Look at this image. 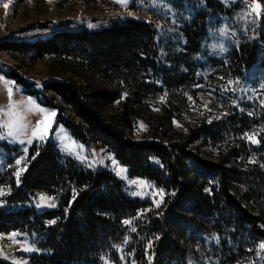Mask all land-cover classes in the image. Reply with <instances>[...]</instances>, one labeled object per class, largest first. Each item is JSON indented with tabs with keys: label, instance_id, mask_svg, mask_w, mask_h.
<instances>
[{
	"label": "rangeland",
	"instance_id": "rangeland-1",
	"mask_svg": "<svg viewBox=\"0 0 264 264\" xmlns=\"http://www.w3.org/2000/svg\"><path fill=\"white\" fill-rule=\"evenodd\" d=\"M130 1L0 0V67L61 109L40 105L0 74V142L18 152H0V264L52 256L56 264H264V207L225 188L236 162L254 165L264 180V121L256 117L264 111L262 2L220 0L236 5L238 16L204 46L205 56L220 59L237 31L238 41L258 43L249 74L256 85L237 106L223 104L209 86L169 87L145 73L115 71L145 41L123 28L128 20L157 25L167 51L180 49L174 30H162ZM52 38L55 52L26 47ZM59 112L87 130L88 148L57 123ZM199 124L213 137L188 145ZM181 148L192 165L181 166ZM58 157L82 166L69 194L60 192ZM115 178L128 188L118 199L109 194ZM165 218L175 226L192 221L202 233L181 239L178 252L161 242ZM39 237H48L50 250L34 242Z\"/></svg>",
	"mask_w": 264,
	"mask_h": 264
},
{
	"label": "trees",
	"instance_id": "trees-1",
	"mask_svg": "<svg viewBox=\"0 0 264 264\" xmlns=\"http://www.w3.org/2000/svg\"><path fill=\"white\" fill-rule=\"evenodd\" d=\"M260 1L264 6V0ZM130 5L144 9L156 16L162 30H174L178 35L180 49L172 53L167 51L163 39L159 35L157 25L128 20L123 24V28L129 32L136 31L145 35V41L140 46L138 54L131 60L119 65L115 71L129 72L128 75L131 77L141 76L145 73V76L162 81L163 84L169 87L183 83L209 86L214 94L221 99L222 103L227 105L236 104L238 106L242 99H248L251 96L249 87L255 86L256 83L249 74L251 69L258 63L261 55L258 43L255 40L244 41L242 39L238 41L237 31L234 33L235 42L227 38V41L231 43V47L222 58L217 59L211 55H204V46L210 36H216L218 33L221 36L224 34L221 30H231L233 28L238 16L236 5L226 6L220 0H131ZM26 47L29 51L37 50L44 53L58 50L54 38L34 45L27 44ZM100 71L103 73L108 72V70L101 67ZM0 74L6 79L15 80L17 84L23 87V93L35 98L40 105L47 109L61 110L60 107L54 105L41 93L32 89L28 83L19 80L15 74L5 71L1 67ZM226 80L229 81L228 86L224 85ZM261 82L262 87L260 90L264 93V78L261 79ZM113 94V92H108L104 95L109 98ZM256 117L260 121H264V111L258 112ZM57 123L61 124L77 142L86 148L90 146L87 130L82 125L62 117L61 112H59ZM96 130L107 137L112 136L107 129L102 127H97ZM212 137L210 131L204 125L199 124L190 131L187 144L194 145L199 141H206ZM179 151L182 159H185V161H182L181 166H186V161L190 165L194 163L193 156L186 152L185 148H181ZM0 152L6 157L18 155L16 148L2 142H0ZM176 162H179L178 158H176ZM81 170L82 166L75 159L58 157L61 193L69 194L71 188L77 185V176ZM226 176L227 187L224 186L228 191H234L240 195L244 193L245 197L241 196L245 198L246 203H255L258 206L256 207L257 210H262L264 207V180L254 165L238 166L236 162L226 170ZM115 182L116 184L109 190L112 199L123 197L128 189L123 181L115 178ZM160 226L166 235L161 242L164 244L168 241L178 252L181 250V239L187 237L190 232L196 236L202 233L197 224H193L192 221L184 224L178 223L175 226L174 223L165 218ZM67 228L68 226L65 225L62 229L64 235H61V238L65 236ZM47 238H35L34 242L40 245L41 249L46 247L50 250L51 246ZM54 258L52 256L46 261L32 258L31 262L33 264H56L57 261Z\"/></svg>",
	"mask_w": 264,
	"mask_h": 264
},
{
	"label": "snow or ice",
	"instance_id": "snow-or-ice-1",
	"mask_svg": "<svg viewBox=\"0 0 264 264\" xmlns=\"http://www.w3.org/2000/svg\"><path fill=\"white\" fill-rule=\"evenodd\" d=\"M4 7H5V9H7L8 8V4H4ZM257 15H259V13H257ZM52 115H55V113H53ZM9 135H11V133H9ZM253 142H255V141H253ZM260 247H261L262 250H264V244H262Z\"/></svg>",
	"mask_w": 264,
	"mask_h": 264
}]
</instances>
